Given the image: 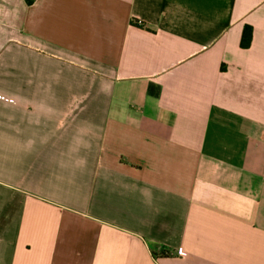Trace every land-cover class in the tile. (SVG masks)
Listing matches in <instances>:
<instances>
[{"label": "crops", "instance_id": "obj_1", "mask_svg": "<svg viewBox=\"0 0 264 264\" xmlns=\"http://www.w3.org/2000/svg\"><path fill=\"white\" fill-rule=\"evenodd\" d=\"M0 264H264V0H0Z\"/></svg>", "mask_w": 264, "mask_h": 264}, {"label": "trees", "instance_id": "obj_2", "mask_svg": "<svg viewBox=\"0 0 264 264\" xmlns=\"http://www.w3.org/2000/svg\"><path fill=\"white\" fill-rule=\"evenodd\" d=\"M27 5H30L32 3V0H25ZM251 36H252V29L250 26H245L242 30L241 38H240V47L241 48H248L251 42ZM148 93L152 96H157L159 93V88L154 87L153 85H149L148 87Z\"/></svg>", "mask_w": 264, "mask_h": 264}, {"label": "built area", "instance_id": "obj_3", "mask_svg": "<svg viewBox=\"0 0 264 264\" xmlns=\"http://www.w3.org/2000/svg\"><path fill=\"white\" fill-rule=\"evenodd\" d=\"M181 255L183 254L182 252H179Z\"/></svg>", "mask_w": 264, "mask_h": 264}]
</instances>
